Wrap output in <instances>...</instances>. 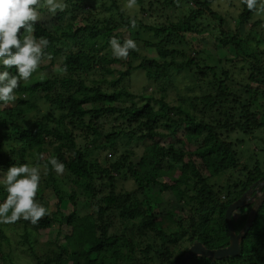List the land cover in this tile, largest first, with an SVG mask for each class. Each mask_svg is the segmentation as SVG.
Returning a JSON list of instances; mask_svg holds the SVG:
<instances>
[{
    "label": "trees",
    "instance_id": "16d2710c",
    "mask_svg": "<svg viewBox=\"0 0 264 264\" xmlns=\"http://www.w3.org/2000/svg\"><path fill=\"white\" fill-rule=\"evenodd\" d=\"M216 1L135 0L134 4L143 12L145 5L149 10L156 6L165 22L146 27L157 38L158 42L153 45L156 57H144L137 65L127 62L125 69L104 67L118 60L98 55L113 37L121 44L125 42L119 38L120 29L132 30L137 25L134 18L120 14L117 0H62L64 7L54 13L49 11L47 0H40V7L33 6L38 17L31 22L34 29L31 36L36 42L40 38L48 41L47 46L42 47L37 67L41 71L57 67L62 75L48 77L36 75L34 71L27 80L18 81L13 90L14 100L7 104L0 102V172L6 173L13 165L37 167L40 182L49 185L56 202L50 210L52 215L46 211L35 224L23 218L11 223L0 220L4 224L0 227L2 232L20 222L23 241L31 251L30 262L11 264H180L194 241L209 250L228 245L225 211L252 184L264 180V169L258 164L244 167L245 175L235 181L226 178L222 185L212 183L213 179L239 166L235 144L219 134L222 130L228 134L237 130L246 136L256 132L264 135V105L253 109L256 95H264V50L248 51L245 46L250 37L245 39L239 34L240 29L250 23L260 0H256L251 10L242 5L241 0L239 6L234 4L238 11L233 19L235 31L223 28L227 21L211 7ZM112 10L118 13V21L105 17L104 13ZM174 12L178 16L173 20ZM47 14L57 22L51 29L40 21L39 15ZM258 24L259 21L252 23L253 26ZM252 30L251 27L250 32ZM211 31L218 34L216 50L232 54L230 59H223L233 62L238 58L248 66L249 82L243 86L248 100L242 101L241 94H233L235 103L242 107L239 122L233 121L234 108L228 109L229 72L223 69L224 78H218L215 68L200 60L203 52L190 41L192 36L207 35ZM28 35L23 28L17 33L21 41ZM64 40L71 41L68 51L61 46ZM176 43L183 49L171 47ZM146 44L151 46L149 42ZM132 54L138 56L135 52ZM56 58H60V62ZM47 59L49 63L41 65ZM221 60L217 59L219 64ZM192 67L199 74V78H195L197 82H205L207 75H211L218 85L215 89L210 83L214 94L181 97L179 102H188L191 112L179 103L172 105L164 93L158 97L143 94L140 105L127 107L125 102L132 97L131 93L117 90L135 71H143L148 80L158 81L190 71ZM96 68L113 76L111 81L100 80L109 88L113 87V92L99 84L85 82L82 74L87 77ZM4 70L10 75L17 74L15 66L5 69L0 65V71ZM41 102L46 105L44 111ZM198 105L203 107L199 109ZM213 109L219 116H228L227 120L210 121ZM173 110L177 117L173 116ZM109 124H117V127L103 135ZM71 126L85 128L86 138L91 137L93 149L97 151L115 152L118 146H125L124 143L117 145L121 140L145 143L140 162H132L136 157L132 151L124 153L119 162L100 166L96 159L91 160L76 147ZM179 130L183 135L169 141ZM97 141H100L98 145ZM163 142L166 143L162 145ZM240 143L237 141V145ZM53 158L64 164L63 173L54 171L49 163ZM177 163L179 167H175ZM120 176L133 182L132 191L116 190ZM165 178L169 182L160 181ZM76 188L88 197L91 211L82 217L78 213ZM6 196L5 186L0 183V203ZM33 199L47 210L38 189ZM250 208L251 204L232 213L236 233L244 226ZM52 227L57 230L47 236V248L36 250L37 245L41 246L40 236L51 233ZM0 264L7 262L2 259ZM188 264H264V200L240 245L238 256L222 260L193 257Z\"/></svg>",
    "mask_w": 264,
    "mask_h": 264
},
{
    "label": "rangeland",
    "instance_id": "374dc122",
    "mask_svg": "<svg viewBox=\"0 0 264 264\" xmlns=\"http://www.w3.org/2000/svg\"><path fill=\"white\" fill-rule=\"evenodd\" d=\"M119 5V12L123 17L126 18H134L137 25L130 29H126V27H123L119 30V38L122 41H126L128 39H131L135 41L136 48L130 49L128 52L127 57H120L117 58L113 55L112 49L109 45L104 49L101 50L98 55H104L107 59H117L118 62L105 64L104 67L110 66L111 69H125L126 63L129 62L132 65H137L141 62V60L144 57L147 58H155L156 52L153 48V45L156 44L157 38L154 36V33L148 31L146 27L152 26V25H158L165 22L164 15L159 12L156 6L152 10H149L147 5L144 6V12L140 9L139 5H133L132 7H128V3L124 0H117ZM55 2L62 3V0H55ZM111 2V1H109ZM236 4L239 6V0H218L212 4V9L216 12H219L222 17L225 18L227 21L224 25V29L227 31H235V23L234 18L237 16V9L234 6ZM40 7V4L37 5ZM180 12V11H177ZM174 12L172 14V19L176 16H178V13ZM44 15L40 16V21L44 23L48 27V29L53 28V26L57 25L56 19ZM105 17L108 18L109 16L112 17L113 20L118 21L119 16L118 13L115 10L112 11H106L104 13ZM38 17V16H37ZM208 21V20H207ZM255 21H259L258 25L253 26L252 23ZM205 21H203L204 23ZM141 24H144L145 26H141ZM214 26V25H213ZM253 28V30L250 32V28ZM239 34L242 38H249L247 46L245 48L250 51L251 49H258L260 51L264 50V0H260V3L258 4L257 11L253 15L250 23L246 25L245 27H242L239 31ZM249 36L247 37V35ZM31 35V34H30ZM217 32H210V34H205L201 36H192L190 38V41H193V45H196L199 50L203 52V55H201L199 58L200 60L205 61V64L209 67L215 68V74L218 78L223 79L222 76V70L225 69L229 72V79L227 80V86L229 87L230 91V97L228 99V109L234 108V112L232 113L235 122H239L241 120L242 114L240 110H242L241 106L238 105V103H235V97L233 94L243 96L241 100L243 101L248 100L249 95L244 94L243 86L246 85L249 75L248 66L245 64V62H241L240 59L236 58L233 62H227V60L223 58L230 59L232 57V54L228 51L221 52L220 50H216L217 45H215V40L217 37ZM187 37V35H186ZM257 41V42H256ZM146 42L150 43L151 46L147 45ZM101 43H99L100 45ZM191 45V44H190ZM61 46L67 50L71 46V41L64 40L63 44ZM172 48H181L182 46H178V44H174L171 46ZM68 51V50H67ZM135 52L138 56H134L132 53ZM191 57L193 56V52L190 51ZM207 56V57H206ZM222 58V63H218L217 59ZM60 58H56V61ZM49 63V60H44L41 65H47ZM58 65V64H57ZM35 74H41L50 77L53 75L61 76L62 71L61 69H58L55 67L53 70L50 68L41 71L40 68H36ZM82 77L85 78V82L88 85H91L92 83L99 84L101 87L106 88L107 91L113 92V87L109 88V85L100 83V80L106 79L107 81H111L113 76L108 75L104 73L101 69H94L90 74L85 77L84 74H82ZM195 78H199L198 72L195 70L194 67L190 69V71H183L181 73L172 75L171 78L169 76L163 77L158 81L155 80H148L143 71H135L131 74V77L129 79H125L122 86H118L117 90H123L124 92L131 93L132 97L125 102V106L129 107L132 104L140 105L142 103V100L140 99V96L143 94H152L155 97H158L162 93H164L167 97V101L170 102L172 105H177L181 97L187 96V97H194L195 95H207V94H214L215 89L217 88V81L214 79H211V75H207V78L205 82H197ZM205 80V79H204ZM210 83L215 87L213 89L210 86ZM163 91V92H162ZM124 97H121L120 99L123 100ZM182 105V108L188 109L190 112L192 110V107L189 106L188 102H185ZM260 105H264V95L257 94L256 99L253 101V109L258 110L260 109ZM46 105L41 102L40 107L41 110L44 111ZM203 106H199L198 108L201 109ZM173 116L177 117L176 111H172ZM211 115L210 121H216L217 119H220L221 121L225 122L228 118V116H219L218 113H215L214 109L209 114ZM208 118V116H207ZM162 126V125H161ZM160 126V127H161ZM70 128V125L68 126ZM72 127V126H71ZM117 127L116 125L109 124L106 126V128L103 131V135L105 133L109 132L111 129ZM74 137L76 138V147L83 150L91 160H95L98 162V164L102 167H106L112 162H119L121 159V156L124 155V153L128 152H134L135 153V159H131L133 163L140 162V157L142 154V148L145 145L142 142H129L128 140H121L120 143H117V145H120L121 143H124L125 146H118L117 151L115 152H108V151H97L94 148V145L91 141V137L86 138V130L85 128H74L72 127ZM142 131V130H141ZM161 132L169 133V130L161 129ZM221 134L219 136L222 139H226L227 141H230L235 144V150H236V157L239 163V166L235 169L229 170L224 176L219 177L218 179H213L212 183H214L216 186L222 185L225 183L226 178L233 182L236 180L237 177H242L245 175L247 170H244V167L252 168L254 165L258 164L262 170L264 169V151H262V148L264 147V135L262 132H256L254 135L246 136L242 134V132L237 131L233 133L225 132L224 130L220 131ZM183 135L182 130H179L175 137L170 139L169 141H175L176 139L180 138ZM101 141H104V139H101ZM168 140H166L167 142ZM237 141H241L239 145H237ZM166 142L161 143L162 145ZM100 141H97L96 145H98ZM122 145V144H121ZM155 162V161H154ZM154 164V163H153ZM152 164V165H153ZM150 165V166H152ZM180 164H175V167H179ZM123 173V172H122ZM5 173L0 172V180L3 179ZM160 181L169 182L168 179H161ZM2 184V183H1ZM73 187V185H72ZM134 188L133 182L130 181L129 178H123L120 176L119 179L116 181V190L121 192L123 191H132ZM264 187H262L261 190L257 192V194L260 193V191L263 190ZM78 191L77 193V200H78V213L79 217H82L83 215L89 214L91 211L88 206V197L81 191L80 189L76 188ZM38 191L41 196V199L43 203L47 207V211L50 213L49 215H52V211L54 208V204L56 202V199L54 195L51 192V188L49 185L45 184V181H41L38 184ZM104 193H107L106 190L103 191ZM256 192V189H255ZM254 193V191H253ZM252 193V194H253ZM250 203H252L250 201ZM2 222L0 221V227ZM12 225H9L7 228H4L3 232L0 230V260L4 259L6 260L7 264H11V262L14 263H21V262H27L31 260L30 253L28 245L23 241L22 238V225L20 222L16 225V227L11 228ZM57 230L56 227H52L48 235L46 233L42 234L40 236V245L36 246V250L47 248L45 241L46 239L51 235H53ZM48 236V237H47ZM38 255H40V251L37 252Z\"/></svg>",
    "mask_w": 264,
    "mask_h": 264
},
{
    "label": "clouds",
    "instance_id": "9594fccd",
    "mask_svg": "<svg viewBox=\"0 0 264 264\" xmlns=\"http://www.w3.org/2000/svg\"><path fill=\"white\" fill-rule=\"evenodd\" d=\"M39 3L40 0H0V65L5 69L15 66L17 72L16 75H10L7 70L0 71V102L4 104L15 99L13 90L18 86V81L27 80L36 70L42 47L48 44L46 39L40 38L39 42H36L30 35L34 30L31 22H34L38 15L36 7L33 6ZM47 3L49 11L53 13L56 9L64 7L63 3L55 0H47ZM134 3L135 0H128V7H132ZM241 4L251 10L256 5V0H241ZM132 23L135 26V22ZM21 28L29 33L23 41L17 36ZM109 43L113 55L117 58L127 57L129 50L136 48L135 41L131 39L121 44L113 37ZM49 163L57 174L63 173V163L55 158ZM39 182L40 173L37 167H29L27 164L9 167L0 180L7 192L4 202L0 203V220L11 223L23 218L35 224L46 215L45 207L33 199Z\"/></svg>",
    "mask_w": 264,
    "mask_h": 264
},
{
    "label": "water",
    "instance_id": "95a60500",
    "mask_svg": "<svg viewBox=\"0 0 264 264\" xmlns=\"http://www.w3.org/2000/svg\"><path fill=\"white\" fill-rule=\"evenodd\" d=\"M262 187H264V180L255 182L238 200L234 201L227 207L225 211V222L227 226L229 242L226 247L209 250L205 248L204 245H202L200 242L194 241L182 257L180 264H188V262L193 257L222 260L228 257L238 256L240 254V245L245 235L247 234L249 228L251 227L257 209L264 200V188L262 191H260L259 194H257V192L261 190ZM250 201L252 202V204L247 216V220L242 229L238 233H236L232 225V213L240 208L245 207L250 203Z\"/></svg>",
    "mask_w": 264,
    "mask_h": 264
}]
</instances>
